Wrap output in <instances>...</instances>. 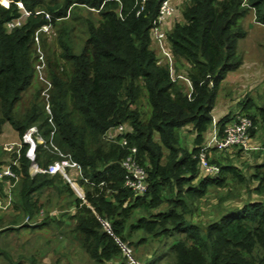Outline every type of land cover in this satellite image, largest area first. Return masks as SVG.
Returning a JSON list of instances; mask_svg holds the SVG:
<instances>
[{"label":"trees","instance_id":"1","mask_svg":"<svg viewBox=\"0 0 264 264\" xmlns=\"http://www.w3.org/2000/svg\"><path fill=\"white\" fill-rule=\"evenodd\" d=\"M4 1L0 0V134L7 122L21 136L35 125L45 142L34 147L24 143L12 166L18 179L0 180L3 186L15 183L12 202L18 211L2 231L57 223L49 214L37 220L44 208L40 197L50 187L75 208L69 214L74 220L71 231L99 264H133L121 242L140 264L165 259L169 264H264V160L245 177L221 157L213 158L221 167L214 176L205 174L195 157L214 124L222 82L242 64L237 41L246 30L241 20L253 8L257 20L264 22V0L184 1L183 21L170 25L167 42L179 72L186 70L190 91L168 63L158 62L152 46L151 28L162 0ZM80 6L98 13L87 17L81 47L76 50L63 31L58 39L63 51L48 57L49 98L38 89L19 116L17 105L36 74V31L47 23L55 26ZM25 11L29 15H23ZM18 17L22 24L8 28L7 22ZM254 105L247 97L239 111L255 107V113H245L264 130V106ZM232 116L217 120L220 131ZM120 124L125 132L118 134V141L107 140L106 132ZM188 124L195 132L191 148L181 141V129ZM255 132L256 127L252 136ZM61 153L81 165L84 178L78 182L84 197L59 173L30 172L33 161L47 167L63 158ZM129 155L147 171L144 194L125 185L122 160ZM16 156L14 152L12 158ZM7 163L0 162V169ZM229 174L258 198L249 197L241 206L219 204L213 218L198 219L201 199L210 186H226ZM141 247L153 248L152 253L136 254Z\"/></svg>","mask_w":264,"mask_h":264},{"label":"rangeland","instance_id":"2","mask_svg":"<svg viewBox=\"0 0 264 264\" xmlns=\"http://www.w3.org/2000/svg\"><path fill=\"white\" fill-rule=\"evenodd\" d=\"M173 1L176 5V11L165 23L167 29L176 21H183L180 8L185 0ZM4 2L7 3L8 0ZM97 15V11L91 10L90 12L82 6L74 8L66 18L59 19L55 26L51 25L48 31L43 34L42 32L39 33L38 37L35 38L34 64L36 74L32 85L23 92L17 105L16 111L19 116L25 114L30 103L35 99V93L38 89H41L42 96L45 95L43 93L46 83L44 75H46L48 79V57L52 56L54 52L59 55L63 51V48L58 42L63 31L65 30L68 32L70 41L77 50L81 47L86 37L87 17H96ZM241 23L246 30V36L237 41L238 51L243 57L241 66L245 67V71L249 69L256 71L257 83L259 84L253 89H249L234 87V84L222 82L217 96L216 108L213 111L214 117L216 118L221 113L224 115L225 112V115L235 114L239 111L243 100L247 97H251L256 104L264 106V22L258 21L255 10L250 8L245 17L241 20ZM152 46L158 52V47L154 40H152ZM41 60H43L45 66L40 72L37 68V64H39ZM174 62L171 64L167 63L171 66L174 77L179 78V81L184 83L186 70L185 68H181L182 71L180 74ZM238 70H241V68ZM185 86L189 90L190 86L186 84ZM45 99L47 98L45 97ZM141 100L146 108L147 102L145 98ZM223 107H225L223 110V112H225L218 113L217 110L220 111ZM255 111V107H253L248 112L255 113ZM243 112H246V110ZM187 126L189 127L186 128L185 126L181 129V141L182 145L191 148L195 132L192 124H188ZM261 126L262 124L260 125L259 122H257V130L254 134L255 138H252V148L238 150L239 147H233L222 152L214 153L212 158L218 159L221 157L222 163H231L241 174L248 177L255 171L254 166L264 160V130ZM21 138L22 136L18 130H16L10 122H7L3 128V133L0 134L1 163L8 162L7 160L12 158L14 153V151L6 150L5 145L9 142H20ZM165 151L167 152L166 148ZM71 174L73 176L77 175L75 171H72ZM227 178L226 186H210L208 193L201 199L200 206H198L199 210L196 213L198 219L205 221L213 218L219 213V204L224 208L228 206H241L243 201L249 197L258 198L256 193L250 191L248 185L233 180L231 174H229ZM14 188L15 187L12 188V186L10 187L5 184L4 186L0 185V227L11 224V220L18 213L13 206L12 200L9 204L10 194L14 197ZM5 191L6 194L4 195ZM75 191L77 195H80L77 190ZM68 200L69 199L64 196L58 197L56 191L52 188H45L40 197V202L43 203L44 208L38 213L37 220L41 221L46 214H49L55 217L57 223L51 222L43 227H36L35 229H32L33 227H20V229L0 232V264H99V262L90 258V255L81 247L78 238L75 237L74 233L71 231L74 220L69 217V214L73 213L75 208L68 203ZM153 244H156V242ZM152 250L153 248L148 250L141 247L138 251L135 250V253L140 255L144 254L148 257L152 253ZM123 252L126 254L124 248ZM130 255L131 256L128 255V257L131 263L140 264L132 254L131 249ZM169 260L165 259L158 264H169Z\"/></svg>","mask_w":264,"mask_h":264},{"label":"built area","instance_id":"3","mask_svg":"<svg viewBox=\"0 0 264 264\" xmlns=\"http://www.w3.org/2000/svg\"><path fill=\"white\" fill-rule=\"evenodd\" d=\"M19 7L23 8L21 2H19ZM176 5L173 0H162L160 2L156 18L153 21V26L151 28L152 39L157 45L158 50V62L159 63H172L174 62V57L170 47L167 42V28L165 23L167 20L175 13ZM23 15H29L28 11H25ZM22 24V17L10 20L7 22V27L12 28L17 25ZM51 23L42 25L35 33V38L38 37L39 33L46 32L51 28ZM45 63L43 60L37 64V68L41 72V69H44ZM181 74V73H180ZM42 77V76H41ZM45 80V89L43 93L44 96L49 98V89L51 87V81L46 78ZM184 80L190 86L191 81L185 75ZM46 109L48 112H51L50 104L47 103ZM256 127L252 118L243 111H237L229 121L224 125V129L220 131V126L217 122H214L213 126L210 128V133L208 138L201 145L199 152L195 157L199 160L202 171L205 174L217 176L221 172V167L217 162L212 161V156L216 152H222L224 150L239 147L240 149H249L252 148V134L251 129ZM125 129L122 124L117 125L116 127H111L106 132V139L109 141H118V134L124 133ZM122 143H126L127 140L122 138ZM45 140L40 134L37 126H30L22 135L20 142H9L5 145V149L9 151H14L17 156L13 159H10L6 165L0 169V180L5 176L14 177L15 180L18 179V175L12 169V166L18 162L19 154L21 147L24 143L31 146H35L37 143H44ZM15 147V148H14ZM14 148V150H13ZM132 151L135 152L136 148H132ZM63 158L57 159L54 162L50 163L47 167L39 166L35 161L32 162L30 166V172L32 174L38 172H47L50 174H61L71 186L78 191L79 194H84V188L78 182V178H84L81 165L72 160L70 157L63 155ZM123 166L127 170L125 185L130 187L136 194H144L148 190V181H147V171L146 169L137 161L133 155H129L122 160ZM72 171L76 172V176L71 174ZM87 181V179L85 178ZM15 183H8L10 187ZM10 202L12 200V195L9 196ZM41 214V213H40Z\"/></svg>","mask_w":264,"mask_h":264},{"label":"crops","instance_id":"4","mask_svg":"<svg viewBox=\"0 0 264 264\" xmlns=\"http://www.w3.org/2000/svg\"><path fill=\"white\" fill-rule=\"evenodd\" d=\"M239 68H241V70H238ZM238 69H236V70H232V71H230V72H228L229 74H227V76H226V78L224 79V81L223 82H227V83H229V84H234V87H244V88H249V89H253L254 87H256V85L257 84H259V83H257V72L256 71H252V70H246L245 71V67L244 66H241V67H239ZM241 71H243V72H241ZM237 72H239V73H237ZM241 72V73H240ZM237 73V74H236ZM184 83L186 84V85H188L187 83H186V81L184 80ZM226 83V84H227ZM256 105H258V104H256ZM256 105H254V106H256ZM258 106H263V105H258ZM216 108V107H215ZM225 109V107H223V108H221L220 109V111L219 110H217L218 111V113L219 112H223V110ZM225 112V111H224ZM223 112V113H224ZM225 114H226V112H225ZM224 114V115H225ZM223 115H222V113L219 115V116H217V118L216 117H214V122H217V120H219L221 117H222ZM259 124L261 125V123L259 122ZM189 126H186V128H188ZM262 127V126H261ZM257 128H258V125H257ZM257 130V129H256ZM193 131V130H192ZM209 133H210V130L207 132V138H208V136H209ZM257 135H258V133H257ZM195 136V135H194ZM255 137L253 136V139H254ZM194 140V139H193ZM193 146V145H192ZM259 163H257L256 165H258ZM256 165L254 166V169L256 168ZM84 195V194H83ZM13 207V206H12ZM4 227H6V226H2V227H0V230H2ZM0 232H5V231H0Z\"/></svg>","mask_w":264,"mask_h":264},{"label":"water","instance_id":"5","mask_svg":"<svg viewBox=\"0 0 264 264\" xmlns=\"http://www.w3.org/2000/svg\"><path fill=\"white\" fill-rule=\"evenodd\" d=\"M79 196L84 197V195H82V194H80ZM104 223H105V225H106V228H107L110 232H112V231H111V228H110V225H109L106 221H104ZM121 245H122V247L124 248L125 253L128 254L129 256H131V255H130V249L128 248V246H127L126 244H123L122 242H121ZM138 264H139V263H138Z\"/></svg>","mask_w":264,"mask_h":264}]
</instances>
